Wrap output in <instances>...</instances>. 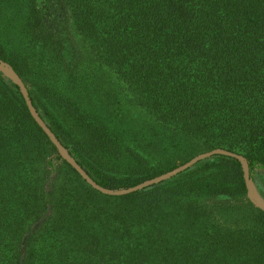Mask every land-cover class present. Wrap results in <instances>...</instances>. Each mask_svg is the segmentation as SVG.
<instances>
[{"label":"trees","instance_id":"trees-1","mask_svg":"<svg viewBox=\"0 0 264 264\" xmlns=\"http://www.w3.org/2000/svg\"><path fill=\"white\" fill-rule=\"evenodd\" d=\"M0 59L104 187L264 174V0H0ZM0 264H264V211L223 155L101 193L0 72Z\"/></svg>","mask_w":264,"mask_h":264},{"label":"water","instance_id":"water-1","mask_svg":"<svg viewBox=\"0 0 264 264\" xmlns=\"http://www.w3.org/2000/svg\"><path fill=\"white\" fill-rule=\"evenodd\" d=\"M0 72L18 87L19 92L21 93L24 99V102L28 108L31 117L41 128L44 134L48 137L51 143L55 146L59 156L63 160H65L69 165H71V167L74 168L79 173V175L82 177V179L86 181V183H88L92 188L100 191L101 193L107 195H123L131 192H135L137 190H141L143 188L149 187L153 184H157L159 182L170 179L171 177L176 176L177 174L193 167L197 162L201 160L210 158L214 155H223L226 157L234 158L240 163L243 171V178L246 188V198L255 207L264 211V199L257 193V191L254 188L252 179L250 177L249 164L246 157L237 152L220 147L198 153L193 157H191L190 159H188L187 161L183 162L182 164L176 166L175 168L168 170L164 173H161L157 176H154L152 178L143 180L142 182H139L138 184H135L127 189L125 188L112 189L98 184L91 176H89V174H87L84 168L70 154L69 150L61 143V141L49 128V126L44 121V119L40 116L39 112L34 108L26 84L23 82V80L17 74V72L13 69V67L8 62H5L0 59Z\"/></svg>","mask_w":264,"mask_h":264},{"label":"rangeland","instance_id":"rangeland-1","mask_svg":"<svg viewBox=\"0 0 264 264\" xmlns=\"http://www.w3.org/2000/svg\"><path fill=\"white\" fill-rule=\"evenodd\" d=\"M262 178L257 177L256 179L252 178V183L254 185L257 193L264 199V174H262Z\"/></svg>","mask_w":264,"mask_h":264}]
</instances>
